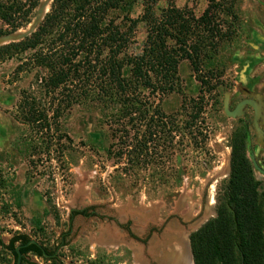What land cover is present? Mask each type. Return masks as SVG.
Instances as JSON below:
<instances>
[{
    "label": "rangeland",
    "instance_id": "374dc122",
    "mask_svg": "<svg viewBox=\"0 0 264 264\" xmlns=\"http://www.w3.org/2000/svg\"><path fill=\"white\" fill-rule=\"evenodd\" d=\"M147 3L157 14L175 4L190 10L198 28H204V19L222 28L226 34L205 62V69H214L213 81L218 80L216 73L222 75V84L207 95L195 121L182 108L184 97L196 96L200 89L188 59L178 64L174 89L163 95L144 91L142 100L158 104L176 125L166 134L165 128H158L151 152L131 161L116 153L125 148L121 132L113 131L121 125L118 107L101 98L97 72L92 81L71 85L74 101H64L58 119L41 130L18 111L24 90L35 94L50 114L57 105L37 89L39 67L29 61L21 65L31 52L2 61L0 234L5 242L20 231L50 249L64 240L63 264H137L127 231L119 223L132 221L135 227L175 215L173 219H183L182 235L190 240V233L217 212V193L231 171L230 138L236 128L244 126L247 154L264 169V0H126L109 16L124 29L126 18L139 17ZM0 27L7 25L0 20ZM148 30L144 21L138 23L128 34L127 52L143 51ZM243 101L236 116L226 111V105L234 110ZM188 121L195 126L190 128ZM137 127L130 131L134 141L144 131V125L138 132ZM254 170L264 190V174ZM83 207L95 215H71ZM29 259L55 264L33 254Z\"/></svg>",
    "mask_w": 264,
    "mask_h": 264
},
{
    "label": "trees",
    "instance_id": "16d2710c",
    "mask_svg": "<svg viewBox=\"0 0 264 264\" xmlns=\"http://www.w3.org/2000/svg\"><path fill=\"white\" fill-rule=\"evenodd\" d=\"M125 1L53 0L36 31L22 40L0 45V63L31 52L21 65L29 61L39 67L35 74L37 89L57 105L50 114L35 94L24 90L18 111L27 123L41 130L50 128L51 119H58L64 101L67 105L74 101L71 85L90 82L97 72L101 98L118 107L121 125L113 131L121 132L119 139L125 140V148L121 146L116 153L132 161L135 155L144 157L151 152L158 128H165L166 134L167 128L176 125L158 104L142 100L146 97L144 91L163 95L174 89L178 64L188 59L200 89L198 95L184 97L182 108L195 121L204 110L207 95L222 84V75L216 73L218 80L213 81L214 69H205V62L226 33L206 19L204 28H198V20L187 8L170 4L157 14L151 3L144 6L139 17H127L126 28L122 29L109 15ZM39 3L40 0H0V20L7 25L0 27V35L28 25ZM140 21L149 28L147 41L140 54H130L127 37ZM190 124L191 128L196 123ZM142 125L141 137L132 140L131 128L138 126V132ZM246 140L244 126L231 134V171L217 193V214L190 235L195 264H264V190L247 154ZM48 202L55 210L53 202ZM31 239L20 231L13 232L8 242L0 236V262L17 263L20 245L21 264H36L29 259L31 254L59 264L48 255L51 249L46 243L39 239L30 242Z\"/></svg>",
    "mask_w": 264,
    "mask_h": 264
},
{
    "label": "flooded vegetation",
    "instance_id": "af4514ba",
    "mask_svg": "<svg viewBox=\"0 0 264 264\" xmlns=\"http://www.w3.org/2000/svg\"><path fill=\"white\" fill-rule=\"evenodd\" d=\"M75 211H82V213L78 214H82L85 217L95 215L94 210L90 211L89 207L73 209L71 211L72 216L75 215ZM173 217L176 216L170 215L165 219L159 217L153 218L149 221H146V224L137 226L135 225V227L131 226L132 221L119 223L120 227L127 231V239L132 243L131 251L134 253V259L138 261L137 264H177L178 262H180L178 261V258L180 257V252H178L177 248L180 245L184 247L185 253H189L188 243L185 240L186 236L183 237L182 235L184 229L183 219L181 217L179 219H173ZM185 228L186 230H189V227ZM178 236H181L180 241L178 240ZM178 241L180 242L179 246L177 244ZM63 242L64 240H62V243L60 245L55 246L53 249H51V252L48 254L50 257L55 258V261H57L59 264H63V260L60 254L61 247L66 245ZM18 260L17 263L14 264H18ZM67 264L75 263L73 261H70Z\"/></svg>",
    "mask_w": 264,
    "mask_h": 264
},
{
    "label": "water",
    "instance_id": "95a60500",
    "mask_svg": "<svg viewBox=\"0 0 264 264\" xmlns=\"http://www.w3.org/2000/svg\"><path fill=\"white\" fill-rule=\"evenodd\" d=\"M51 1H53V0H41L40 1L39 5L36 9L35 16H34L33 20L29 23V26L27 28L16 29V30L1 34L0 35V45L22 40V39L26 38L27 36L31 35L34 31H36V29L39 27L42 20L44 19L46 13L48 12V6H49ZM243 104H244V101L239 103L234 110H228L227 105H226V111L234 117L240 113L241 107L243 106ZM247 128L248 127L246 126V129ZM251 161H252L253 167L264 174V169L258 164L257 160L254 157L251 158ZM216 214H217V212L215 213V216H216ZM204 222L205 221L200 223L195 228V230L198 229ZM185 240L188 243V252H189V255L191 254L190 256L192 259V264H195L194 259H193L192 249H191V246L189 243V237L188 236L185 237ZM34 241H35L34 239L30 240V242H34ZM17 251L19 254L18 264H21L20 246L17 247Z\"/></svg>",
    "mask_w": 264,
    "mask_h": 264
},
{
    "label": "bare ground",
    "instance_id": "6f19581e",
    "mask_svg": "<svg viewBox=\"0 0 264 264\" xmlns=\"http://www.w3.org/2000/svg\"><path fill=\"white\" fill-rule=\"evenodd\" d=\"M178 237H179L178 240L180 241L181 236H178ZM179 241L177 242L178 246H179V243H180ZM177 248H178V252H180V257L178 258L179 259L178 261H180V262H178L177 264H192V259H191V256H190L191 254L189 255V253H185V249H184V247L182 245H180ZM163 259H164V256H163Z\"/></svg>",
    "mask_w": 264,
    "mask_h": 264
}]
</instances>
